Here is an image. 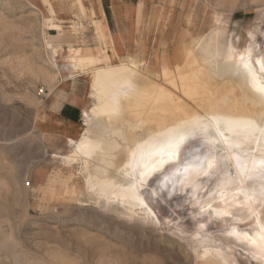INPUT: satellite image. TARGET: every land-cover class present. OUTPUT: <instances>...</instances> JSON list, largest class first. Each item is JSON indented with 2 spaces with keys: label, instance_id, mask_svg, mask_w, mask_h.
Instances as JSON below:
<instances>
[{
  "label": "rangeland",
  "instance_id": "obj_1",
  "mask_svg": "<svg viewBox=\"0 0 264 264\" xmlns=\"http://www.w3.org/2000/svg\"><path fill=\"white\" fill-rule=\"evenodd\" d=\"M143 1L149 8L150 41L141 43L144 46L139 56L122 58L114 56L107 47L101 22L88 0H0V264H203L205 247L197 245L196 239L207 237L218 246L230 247L224 250L235 264H264L262 254L230 234L235 226L249 232L258 228V221L264 220V204L258 216L255 213L245 220L232 215L223 217L210 209L217 200L206 201L216 176L200 175L196 186L163 187L159 172L144 189L155 213L147 216L137 209L131 214L122 205L108 203L99 188L93 189L88 183V167L93 160L87 158V151H81L84 155L74 153L71 138L51 137L40 128L39 110L62 82H66L63 88L73 90L84 85L87 103L93 105L97 101L90 86L96 66L85 71L76 67L66 57L72 48L96 51L104 63L109 62L108 54L111 55L116 66L113 72L103 71L104 82L109 80L104 89L109 93L107 97L115 101L109 98L104 109L116 110L114 120L121 108L126 114L131 111L129 116L134 118L141 115L152 119L156 111L158 115L153 117L158 121L150 120V128L162 119L159 113L167 115L168 111L174 115L176 110L175 115L182 117L183 106L191 102L195 106L209 91L199 77L203 76V69L194 48L197 40L222 28L243 49L253 34L257 42L255 53H264V0ZM84 18L93 20L92 26L85 24ZM89 30L97 37L99 47L94 50L87 48L91 43L80 37ZM129 66L134 71L131 74ZM168 69L171 81L165 76ZM116 79V83L128 85L123 83L118 88L120 83L113 84ZM151 79L166 86L168 93L151 92ZM125 92L129 93L125 101L130 106L124 100L120 105ZM131 96L138 107L129 99ZM117 105L121 106L118 110L113 107ZM139 107L147 114L137 111ZM87 127L86 122L84 130ZM188 141L185 150L198 147L203 138ZM242 150L239 152L250 153ZM72 153L76 157L69 166L66 155ZM223 153L219 150L216 155ZM122 157L121 154L118 164ZM229 166V173L238 176L231 162Z\"/></svg>",
  "mask_w": 264,
  "mask_h": 264
},
{
  "label": "bare ground",
  "instance_id": "obj_2",
  "mask_svg": "<svg viewBox=\"0 0 264 264\" xmlns=\"http://www.w3.org/2000/svg\"><path fill=\"white\" fill-rule=\"evenodd\" d=\"M250 36L252 40L248 45L245 46V48L243 47V49H239L234 44L232 38H230L229 35H227L226 31L222 28H216L212 33H210V35L200 40H197L194 44V48L197 52V60L201 64V69H203V76L199 77L200 80H203L205 82L209 91H207V93L204 92V95L202 94L203 96L199 98L198 101H196L195 106L190 105L192 102L185 107L183 106V108L180 107L182 106L180 105L179 107L185 111V114L182 117H177L178 115H175L176 113L178 114V112H175L176 110L174 111L175 116L172 113H168V111L167 115L159 113L160 118L162 117V119L159 120L158 124L153 128H150V120L152 121L153 119L154 122L158 121L155 120L153 117L154 115H158L156 111L154 112V114L152 111L148 112L149 114L150 112H152V119H149V115H147L148 118L141 115L135 116L134 118L131 117L132 115L129 116L131 111L129 114L127 113V115L126 112H124L125 109L123 110L120 106L121 112L117 114V118L114 120L113 118L114 115L116 116V110L112 107L109 110L108 108L104 109L106 105L110 103V100H113L112 102L115 101V99L107 97L109 93L107 94L105 92L106 89H104L106 83L109 80H105L106 83L104 82V78L106 77H104L103 71H112V68L116 66L111 62V55L108 54L109 62L107 61L104 63V60L98 55L96 51H84L82 48H72L66 55V57H68V59L76 67H79L81 70L85 71L91 67L96 66V68L94 69V75L92 77V88L93 94L97 97V101L94 102V104L89 110L90 112L88 127L86 128L85 133L79 140H69V142L71 144H74L75 146L72 152L76 153L77 151H87V158L93 160V163L90 164L88 167V175L86 177L91 187L93 189L99 188L98 190L100 194L106 197L108 203L113 202L117 203L118 205H122L131 214L136 213L137 209H139L141 210V212H145L147 216H150L155 212L153 211L151 205L148 202V197L145 195L144 189L146 188L147 183H149L148 181L153 177L155 178V176L159 172H162L163 177L161 176L162 178L160 181L162 182L161 186L163 187L169 184H179L182 187H185L189 184L196 186V179L200 175H197L194 170L190 171L187 175L182 173L173 175L172 173L175 171V168L172 163L158 165L156 170L151 172L146 177H141L139 173L143 169V163L157 159L156 152L158 150H162L163 148V145L160 142L165 139L170 130L183 128L191 129V126L195 122L200 121L203 123H207L206 118L214 116L217 117L221 121V123H223L224 121L231 122L232 125L234 127H237L238 131H240L239 126H241L244 122L249 120H255L258 122L260 119L264 118V99H262L260 95L252 89L249 81L245 80L239 72L233 70L234 65L250 63L251 66L256 70L257 76L262 81H264V71H261V65L264 64V53H255L257 42L255 41L253 34H251ZM106 44L109 50L114 54V56H117L115 45L111 41L109 35L106 39ZM189 51L191 52L190 49ZM241 57L244 58L243 61L240 59ZM118 67H120V65ZM126 68H128V66H126ZM129 69L131 71L129 74L134 72L130 66ZM116 70H119V68ZM170 74V70H166L165 76L168 77V80H170ZM129 78V81H131L132 77ZM118 79L120 80V77ZM191 79H193V77H191ZM124 80L126 81L125 78ZM197 80L198 79L196 78V81ZM116 81L117 79L114 81L113 84L117 85V83H120L119 81L116 83ZM184 81L187 80L184 79ZM123 83L128 85V82ZM123 83H120V85H118V88H120ZM143 84H140V86H142ZM152 84L153 86L151 92H154L157 95H159L160 93L164 94L168 91L167 87L161 84L160 82H156L155 84L152 81L150 82V85ZM190 85H192V83ZM145 87V90L148 89L147 86ZM184 87H186L185 84ZM191 90L192 87H190L189 91ZM194 94L196 93L194 92ZM128 95L129 93H126L125 95L121 96L120 105H122L124 102L127 103L125 100H128ZM109 98L110 100H108ZM131 98L132 96L129 97V99ZM186 98L189 99L188 97ZM132 101H134V98H132ZM190 101H192V99H190ZM118 102L116 100L115 103L117 104ZM115 103H112V105H116ZM133 103H135V105H137L136 107H138V102L136 100ZM128 106H130V104ZM113 107H116L117 109L118 105ZM141 108L137 111L142 112L141 110L145 107L142 109ZM182 109H180V111ZM169 111H172V109H169ZM135 113H143L144 115L147 114V112H145L146 114L144 112ZM141 131H144V134H139ZM225 135L231 137L237 142L242 143L244 145V148L246 150L248 149L250 153H242V149L241 152H239L240 149H238V151L235 150L240 156L241 164V166H236L235 161L232 160L233 153L231 151H228L226 149V146L223 144L215 145L217 146L216 153H219V150L225 151L223 155L229 157V162H231L237 169L236 172L238 171V176H232L234 174L229 173V169L231 168L229 166L230 168L228 169V173L231 177L230 182L221 183L216 178L214 182V187H211L212 192L210 191V194L206 196V201L207 203L208 201L210 203L214 200H217V202L214 203L210 208L216 214L222 215L223 217L232 215V217L235 219L242 218V220H245V218H248L249 215L255 213L257 214L259 208L262 207L261 205L264 204V176L260 175L258 172L253 171V166L251 163L252 158L259 159L261 157H264V137L257 135L255 137L249 136L245 139L242 131H240L239 135H235L232 132L225 131ZM193 137L203 138L199 134H193L189 137V139ZM191 141L193 142L195 140ZM187 143H189V141ZM184 145L180 149V161H183L182 152L183 150H185L184 147H186ZM250 148H254L255 151H251ZM141 150L144 152V160L130 161V154L132 152H140ZM81 153L84 155L83 152ZM121 154L123 155L121 160L122 162L118 164L120 161H117ZM75 157L76 155H74L73 153L71 155L67 154V162L65 163H67V165L69 166L73 165ZM65 163L62 162L60 164L64 165ZM245 169H247V171H245ZM165 177H167V179H165ZM158 178H156V180H159ZM222 179L223 177H221V180ZM208 196L209 200L207 199ZM258 222L259 227L253 230L254 232L252 230V232L243 231L240 230L237 226H235L231 230L230 234L232 235L231 237L237 242H243L247 246V248L249 247L264 256V241H261L259 239L260 236H264L263 218L261 221L259 220ZM248 237H251V239H248ZM207 238L196 239L197 245H202L205 247V251H203L204 253L202 254L203 264H235V261L231 259L230 254L224 250L229 249L230 247L223 248L220 245L218 246L214 244L211 240ZM252 240H256V243L253 244ZM255 255L257 256V254ZM262 258L264 257H261V260Z\"/></svg>",
  "mask_w": 264,
  "mask_h": 264
},
{
  "label": "crops",
  "instance_id": "obj_3",
  "mask_svg": "<svg viewBox=\"0 0 264 264\" xmlns=\"http://www.w3.org/2000/svg\"><path fill=\"white\" fill-rule=\"evenodd\" d=\"M88 4L94 8L106 37L109 35L114 43L117 57L139 56L144 46L141 43L150 41L148 4L143 0H88ZM83 21L92 26L93 20L90 18H84ZM80 37L91 43L87 48L94 50L99 47L92 31L89 30ZM78 75H73L72 78ZM64 84L66 82L53 89L44 108L39 110L40 128L51 137L79 140L86 131V122L89 124L92 105L86 101L87 88L84 85H78V89L73 90L63 88ZM90 86L93 94L91 80Z\"/></svg>",
  "mask_w": 264,
  "mask_h": 264
},
{
  "label": "snow or ice",
  "instance_id": "obj_4",
  "mask_svg": "<svg viewBox=\"0 0 264 264\" xmlns=\"http://www.w3.org/2000/svg\"><path fill=\"white\" fill-rule=\"evenodd\" d=\"M230 58V55H229ZM243 61V57L240 58ZM233 70L239 72L243 78L249 81L252 89L257 92L262 99H264V81H262L256 73V70L250 63H243L241 65H234ZM261 71H264V64L261 65ZM207 123L200 121L195 122L191 129H173L170 130L168 135L160 143L163 145L162 150L156 152L157 159L147 161L143 163V169L139 175L146 177L151 172L155 171L158 165L165 163H172L175 171L173 175L182 173L187 175L190 171H195L197 175L203 176H216L217 180L221 183H229L231 177L228 173L229 157L221 154L219 157L216 155L215 145L223 144L228 151H231L232 160L235 161L236 166H241L240 156L235 150L243 149L244 145L240 142L233 140L231 137L225 135V131L232 132L235 135H239L240 131L243 132L244 138L255 137L257 135L264 137V118L258 122L255 120H249L237 127H234L231 122L221 121L217 117H207ZM223 129V130H222ZM193 134H199L203 137V142L195 148H189L185 150L184 159L180 161V149ZM203 149V154L200 150ZM251 151H255L254 148H250ZM144 160V152H132L130 154V161H142ZM252 170L258 172L264 176V157L259 159L252 158ZM131 166V165H129ZM247 171V169H245ZM221 177L223 179L221 180ZM167 179V177H165ZM251 239V237H248ZM259 239L264 241V236H260ZM255 244L256 240H252Z\"/></svg>",
  "mask_w": 264,
  "mask_h": 264
}]
</instances>
